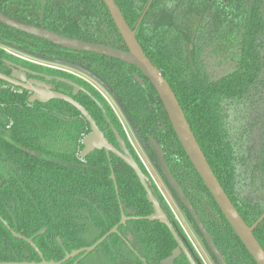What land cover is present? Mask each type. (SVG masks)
Returning a JSON list of instances; mask_svg holds the SVG:
<instances>
[{"label": "trees", "instance_id": "obj_1", "mask_svg": "<svg viewBox=\"0 0 264 264\" xmlns=\"http://www.w3.org/2000/svg\"><path fill=\"white\" fill-rule=\"evenodd\" d=\"M7 1L11 6H3ZM115 2L143 51L174 91L227 196L252 226L264 214V0ZM72 3L75 5L70 6ZM95 11L100 13V21L94 19ZM0 12L62 36L92 43L96 38L97 44L128 51L103 0H45L44 7L37 0H0ZM102 28L110 31L108 37L102 36ZM1 47L38 62L67 67L105 87L158 169V151H162L225 262L256 264L187 157L155 88L143 73L122 61L68 50L0 24V71L6 67L5 60L14 58L32 70L82 86L103 106L150 177L114 111L92 85L63 71L10 56ZM53 84L55 91L67 94L59 90L64 88L72 96L71 87L57 81ZM29 97L30 93L20 88L0 91V217L13 231L34 238L48 262H60L66 252L93 246L117 226L120 204L127 217L153 213L144 187L120 158L112 153L108 157L105 150L81 158L82 141L90 133V125L77 109L60 100L29 103ZM74 99L118 147L99 106L82 92ZM10 122L12 127L5 130ZM150 181L170 221L186 236L151 177ZM181 207L203 238L190 213ZM1 219L0 263L40 262L33 247L16 239ZM45 228L46 233L38 236ZM119 233L82 260L79 256L64 264H143L140 258L146 264H160L177 247L169 229L157 221L130 220L119 227ZM254 235L264 249V220ZM176 264L190 263L182 256Z\"/></svg>", "mask_w": 264, "mask_h": 264}, {"label": "water", "instance_id": "obj_2", "mask_svg": "<svg viewBox=\"0 0 264 264\" xmlns=\"http://www.w3.org/2000/svg\"><path fill=\"white\" fill-rule=\"evenodd\" d=\"M103 1L110 12L112 20L114 21V24L116 25V28L118 29L119 34L121 35L128 51L118 50L109 46L89 43L78 39L62 36L40 27H35L14 21L1 13L0 23L11 29L45 40L49 43H52L68 50L76 52L93 53L105 56L111 59L122 61L128 65L139 69L155 88L181 146L183 147L187 157L191 161L198 175L201 177L208 191L211 193L213 199L215 200L216 204L224 215L226 221L229 223V225L231 226L237 237L240 239L244 247L247 249L251 257L254 259L255 263L264 264V249L262 248V246L254 235L255 228L264 220V214L252 226H248L246 224V222L243 220V218L237 211L236 207L233 205V203L227 196L217 177L215 176L208 160L206 159L204 152L202 151L199 143L196 140V137L186 119L185 113L168 81L143 51L139 41L137 40L136 32L133 31L126 22L115 0ZM8 65L13 68V73L12 75L7 76L0 72V81L29 92V103L39 102L42 104H47L53 100H60L72 105L75 109H77L81 116L90 125V133L82 141L83 150L80 153L81 158L86 159L88 155H90L96 150H105L108 157H110V154L112 153L116 157L120 158L127 166H129L135 172L140 183L146 191L147 199L153 207V213L147 217H127L125 215L122 205L120 204L121 221L117 226H115L93 246L85 247L73 251L72 253L66 252L65 258L60 262H48L43 257L41 251L34 243V238H26L16 233L10 228L9 224L0 217L1 221L11 232V234L16 239L26 241L28 244H30L33 249L38 253L41 259L40 262L33 261L6 264H64L68 260L77 258L79 256V260H82L88 254L95 251L98 246L101 245L109 236L113 234L120 235L119 227L126 225L127 222L130 220H148L151 222L157 221L165 225L169 229L178 246L173 250L171 256L161 261V264H175V261L183 254L186 256L190 264H197L188 247L186 246L183 237L176 228V225L170 221L167 211L162 206L161 202L157 197L156 191L152 189L150 177L142 171L134 156L127 148L124 139L120 136L118 131L111 124V121L108 118L106 111L104 110L103 106L96 100V98H94V96H92V94L86 91L82 86L68 79L41 75L29 71L27 69L18 67L11 63H8ZM28 76L42 77L45 79L46 82H41L36 79H29ZM52 80L64 83L73 88V96L53 90V87L47 83ZM80 92L88 95L102 110L103 115L105 116L107 122L110 124V127L115 135L118 147H115L112 143L109 142V140L105 137V134L100 130L97 123L92 118L90 113L86 110V108L74 99V97H76ZM158 167L163 173L170 188L178 196L179 203L186 208V210L190 213L191 217L195 221L200 233L203 235V238L209 251L214 256L217 263L227 264L222 254L215 246L206 228L198 218L194 208L190 204L185 194L182 192L181 187L174 179L172 173L170 172L168 166L165 163L164 155L160 150L158 151ZM111 179L114 182L116 191L118 192L116 177L114 175L113 170ZM46 231V228L43 229L38 233V236L44 235ZM58 242L60 246H63L60 238H58ZM129 247L131 248L130 245ZM140 259L143 264H146L144 259ZM75 264H77V262Z\"/></svg>", "mask_w": 264, "mask_h": 264}, {"label": "rangeland", "instance_id": "obj_3", "mask_svg": "<svg viewBox=\"0 0 264 264\" xmlns=\"http://www.w3.org/2000/svg\"><path fill=\"white\" fill-rule=\"evenodd\" d=\"M16 53L23 55L19 52H16ZM23 56H26V55H23ZM26 57L30 58L28 56H26ZM30 59H32V58H30ZM35 61H37V60H35ZM85 78L91 84H93L95 87H97V89H99V92L101 93V95L109 103V106L112 108V110L114 111L118 121L121 123L130 144L132 145L133 149L135 150L136 154L138 155V157H139L141 163L143 164L144 168L149 173L151 179L153 180L154 184L156 185V187L160 191L161 195L163 196V198L167 202L169 208L171 210L173 209L172 211L175 214L177 221L179 222L183 231L185 232V234H187L186 236H187L188 240H190V242L194 245L196 251L205 260L206 264H216L214 262L215 260H213L214 258L211 256L210 251L205 247L202 239L200 238V236L196 232V229L194 228V226L190 222L189 218L185 214L183 208L181 207L179 202L176 200L174 194L172 193V191L168 187V185H167L166 181L164 180L162 174L160 173L159 169L152 163V161H151L149 155L147 154L143 144L140 142L133 126L128 121V119L125 116V114H124L122 108L120 107L119 103L109 93V91L105 87H103L100 83H98L94 78L89 77L87 75H85Z\"/></svg>", "mask_w": 264, "mask_h": 264}, {"label": "flooded vegetation", "instance_id": "obj_4", "mask_svg": "<svg viewBox=\"0 0 264 264\" xmlns=\"http://www.w3.org/2000/svg\"><path fill=\"white\" fill-rule=\"evenodd\" d=\"M37 1H39V2H41V4L43 5V7L45 6V0H37ZM68 1V0H67ZM83 1H89V0H83ZM92 2H94L95 0H91ZM104 2V1H103ZM11 2L10 1H7L3 6H7V7H9V6H11ZM105 4V3H104ZM72 5H75L74 3H72V4H70V6H72ZM97 5H98V3H97ZM106 6V5H105ZM11 8V7H10ZM107 8V7H106ZM98 10V9H97ZM108 10V9H107ZM77 12V11H76ZM108 12H109V10H108ZM1 13V12H0ZM2 14V13H1ZM109 14H110V12H109ZM4 15V14H3ZM5 16V15H4ZM111 16V15H110ZM7 17V16H6ZM93 17H94V19H95V17H98V20L100 21V13H98V11H95L94 12V14H93ZM9 18V17H8ZM112 18V17H111ZM114 22V21H113ZM1 24V23H0ZM3 25V24H2ZM116 26V25H115ZM103 29V35L102 36H104V37H108L109 36V33H110V31L108 30V29H106V28H102ZM101 38V37H100ZM99 39H96V38H93V43H95V44H97L96 43V41H98ZM104 40H105V38L104 39H100V42H104ZM89 43H92V42H89ZM101 45V44H100ZM112 48H115V47H112ZM115 49H117V48H115ZM118 50H121V49H118ZM105 57V56H104ZM108 58V57H107ZM111 59V58H110ZM115 60V59H114ZM8 63H11V64H14V65H16V66H18V67H21V68H24V69H27V70H29V71H32V72H35V73H38V74H41V75H47V74H45V73H42V72H38V71H35V70H32V69H30V67H29V65H27L26 63H23V62H21V61H18V60H16V59H14V58H10V59H8V60H5V65H6V67L4 68V69H2V70H4V71H2V72H4L3 74H5V75H7V76H10V75H12V73H13V68L10 66V65H8ZM57 66V65H56ZM61 70H63V72L64 73H67V74H70V72L72 71V73H75V74H77V75H79V76H81V78L80 79H83L84 81H87L90 85H92V86H94L93 84H91L86 78H85V76L84 75H82L81 73H77L76 71H74V70H72V69H69V68H67V67H62V66H58ZM136 68V67H135ZM65 69V70H64ZM60 70V71H61ZM139 70V69H138ZM67 71V72H66ZM140 71V70H139ZM1 72V71H0ZM1 72V73H2ZM141 72V71H140ZM142 73V72H141ZM71 75V74H70ZM47 76H51V75H47ZM72 76H74V75H72ZM52 77H55V76H52ZM74 77H76V76H74ZM28 78L29 79H36V80H38V81H41V82H46L45 81V79L44 78H42V77H35V76H28ZM64 79H66V78H64ZM68 80H70V79H68ZM70 81H72V80H70ZM72 82H74V81H72ZM48 84H50L52 87H53V90H55V89H57V87L53 84L54 83V80H52V81H50V82H47ZM60 83V82H59ZM75 83V82H74ZM62 84H64V83H62ZM66 85V84H65ZM68 86V85H67ZM142 86H143V84H142ZM70 87V86H69ZM95 87V86H94ZM96 88V90H98V92H99V89H97V87H95ZM59 90H63V92H66L67 94H68V90H66V91H64L65 89L64 88H60ZM100 93V92H99ZM101 94V93H100ZM71 95L73 96V88H72V91H71ZM107 104L109 105V103L107 102ZM121 124V123H120ZM110 125V124H109ZM111 128V127H110ZM173 213V212H172ZM173 215L175 216V214L173 213ZM175 219L177 220V218H176V216H175ZM179 223V222H178ZM180 225V224H179ZM182 228V227H181ZM183 230V229H182ZM184 232V231H183ZM196 232L198 233V235L200 236V234H199V232L196 230ZM185 233V232H184ZM181 234V233H180ZM185 235H187V234H185ZM202 235V234H201ZM181 236L183 237V239H184V241H185V244H186V246L188 247V249H189V251L191 252V254H192V256H193V258L195 259V261H196V263L197 264H206V262H205V260L199 255V253L196 251V249H195V247H194V245L190 242V240H188V238H187V236H184V235H182L181 234ZM203 236V235H202ZM200 238L202 239V241H203V243H204V245H205V247L208 249V247H207V245H206V243H205V240H204V238H202L201 236H200ZM178 246V245H177ZM209 250V249H208ZM211 253V252H210ZM209 253V254H210ZM182 256H185L184 254L182 255ZM182 256H180L179 258H181ZM211 256H212V254H211ZM186 257V256H185ZM213 257V256H212ZM168 258V257H167ZM178 258V259H179ZM214 258V257H213ZM166 259V258H165ZM177 259V260H178ZM164 260V259H163ZM176 260V261H177ZM188 260V259H187ZM213 260H215V259H213ZM162 261V260H161ZM161 261H160V264H161ZM176 261H175V264H176ZM215 263H216V261H214ZM217 264V263H216Z\"/></svg>", "mask_w": 264, "mask_h": 264}, {"label": "built area", "instance_id": "obj_5", "mask_svg": "<svg viewBox=\"0 0 264 264\" xmlns=\"http://www.w3.org/2000/svg\"><path fill=\"white\" fill-rule=\"evenodd\" d=\"M8 55L10 56H13L15 58H18L22 61H25V62H28V63H32V64H37V65H40V66H43V67H46V68H50V69H55V70H61L58 66H54L52 64H46V63H43V62H38V61H35L33 59H30V58H27L26 56H23V55H20V54H17L15 51H13L12 49H9V48H5V47H1ZM65 70V69H64ZM63 71V70H61ZM67 72V71H66ZM71 75H74L76 76L77 78H81V76L75 74V73H72V71L70 72ZM5 87H10L11 89H14L16 87L10 85L7 83V85H4L2 84V81H0V91L5 88ZM95 88V87H94ZM12 127V122H10L7 126H5V130H10V128ZM0 131H1V127H0ZM173 212V211H172Z\"/></svg>", "mask_w": 264, "mask_h": 264}, {"label": "crops", "instance_id": "obj_6", "mask_svg": "<svg viewBox=\"0 0 264 264\" xmlns=\"http://www.w3.org/2000/svg\"><path fill=\"white\" fill-rule=\"evenodd\" d=\"M172 210H173V209H172ZM172 210H171V211H172Z\"/></svg>", "mask_w": 264, "mask_h": 264}]
</instances>
